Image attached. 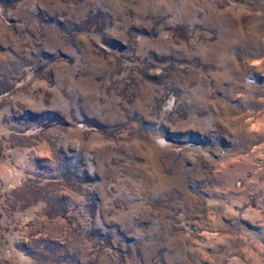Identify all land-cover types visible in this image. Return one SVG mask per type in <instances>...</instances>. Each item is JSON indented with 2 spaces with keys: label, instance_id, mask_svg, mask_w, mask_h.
<instances>
[{
  "label": "rangeland",
  "instance_id": "rangeland-1",
  "mask_svg": "<svg viewBox=\"0 0 264 264\" xmlns=\"http://www.w3.org/2000/svg\"><path fill=\"white\" fill-rule=\"evenodd\" d=\"M0 264H264V0H0Z\"/></svg>",
  "mask_w": 264,
  "mask_h": 264
}]
</instances>
